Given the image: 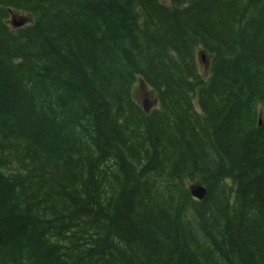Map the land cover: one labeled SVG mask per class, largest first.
I'll return each instance as SVG.
<instances>
[{
	"label": "trees",
	"instance_id": "16d2710c",
	"mask_svg": "<svg viewBox=\"0 0 264 264\" xmlns=\"http://www.w3.org/2000/svg\"><path fill=\"white\" fill-rule=\"evenodd\" d=\"M0 264H264V0H0Z\"/></svg>",
	"mask_w": 264,
	"mask_h": 264
},
{
	"label": "rangeland",
	"instance_id": "374dc122",
	"mask_svg": "<svg viewBox=\"0 0 264 264\" xmlns=\"http://www.w3.org/2000/svg\"><path fill=\"white\" fill-rule=\"evenodd\" d=\"M27 14L28 11L24 10V9H20V8H9L8 9V19L7 21L9 23L11 22H14L16 19H18L22 14ZM200 56L203 60L202 63L199 64V68L202 70V74L204 76H206V74L209 72L210 70V67H209V59H210V55L206 54V53H200ZM32 58L30 57L29 60H31ZM133 92H134V95L135 97L139 100V102L144 105L147 109L152 106L153 104H155L157 101H158V95H157V92L155 91H150L149 89L146 88V90L144 89L143 85L139 82V84L136 83L134 89H133ZM163 177V180H164V176ZM154 185L156 186V182L155 184L152 185V187H154ZM195 185H196V182L195 181H186L184 182L183 186H184V189L185 190H189V192H191V186H193V188H195ZM61 188L58 189L57 191L62 195V198L64 199H67V196L71 193V191H69V188H67V186H64L63 184H61L60 186ZM105 187V186H104ZM148 189L150 190L151 187L148 186ZM47 194L46 196L51 193L52 191L50 190H47ZM29 192V191H28ZM166 192V191H165ZM167 193V192H166ZM29 194V193H28ZM39 194L42 195V193L39 191ZM192 194V192H191ZM42 198V197H41ZM91 198V197H90ZM166 198V195H163L162 199L161 200H165ZM36 200L38 199L37 195L36 194H32V197L30 198V200ZM47 200V199H46ZM51 199L48 200V202H50ZM167 201V200H165ZM34 203H36V201H32V207H31V210H33V213H36V210H35V207H34ZM64 204L65 201L63 202ZM86 203V202H85ZM174 206V205H173ZM56 210H59L58 208ZM67 213V212H65ZM68 215V219H67V223L65 224H73L71 219H75L74 218H71V215L70 213H67ZM54 216V215H53ZM45 218V217H44ZM74 232H76L77 234L78 233H84V237L79 240L81 243H87L88 241H93L94 239H97L98 236H96V231L94 230L93 227L89 226V225H83L80 226L79 228H77ZM73 235V236H76L78 237V235ZM60 243L58 244H63L64 243V238H61V239H58ZM57 240V241H58ZM80 243V244H81ZM107 243V242H106ZM108 244V243H107Z\"/></svg>",
	"mask_w": 264,
	"mask_h": 264
},
{
	"label": "bare ground",
	"instance_id": "6f19581e",
	"mask_svg": "<svg viewBox=\"0 0 264 264\" xmlns=\"http://www.w3.org/2000/svg\"><path fill=\"white\" fill-rule=\"evenodd\" d=\"M48 3H50V2H47V4ZM44 4V3H43ZM39 14L42 16V14H43V12L41 11H39ZM256 121L258 122V123H260L261 121H262V117H261V115H259V114H257V119H256ZM36 170V168L35 167H33L31 164H28V162H25V165L23 166V167H20V169H18L17 171L19 172V173H21V174H26L27 176L29 175V174H31V172L32 171H35Z\"/></svg>",
	"mask_w": 264,
	"mask_h": 264
},
{
	"label": "water",
	"instance_id": "95a60500",
	"mask_svg": "<svg viewBox=\"0 0 264 264\" xmlns=\"http://www.w3.org/2000/svg\"><path fill=\"white\" fill-rule=\"evenodd\" d=\"M191 192L197 197H201L203 194V187L201 185H196L195 188L191 186Z\"/></svg>",
	"mask_w": 264,
	"mask_h": 264
}]
</instances>
